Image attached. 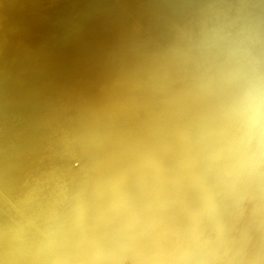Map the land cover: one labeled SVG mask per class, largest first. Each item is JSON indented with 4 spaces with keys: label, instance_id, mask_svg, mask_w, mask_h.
Masks as SVG:
<instances>
[{
    "label": "bare ground",
    "instance_id": "obj_1",
    "mask_svg": "<svg viewBox=\"0 0 264 264\" xmlns=\"http://www.w3.org/2000/svg\"><path fill=\"white\" fill-rule=\"evenodd\" d=\"M0 264H264V0H0Z\"/></svg>",
    "mask_w": 264,
    "mask_h": 264
}]
</instances>
